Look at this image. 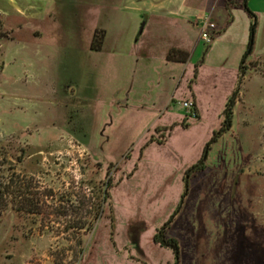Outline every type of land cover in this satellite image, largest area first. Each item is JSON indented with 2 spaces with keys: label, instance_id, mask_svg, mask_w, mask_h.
I'll return each mask as SVG.
<instances>
[{
  "label": "rangeland",
  "instance_id": "rangeland-1",
  "mask_svg": "<svg viewBox=\"0 0 264 264\" xmlns=\"http://www.w3.org/2000/svg\"><path fill=\"white\" fill-rule=\"evenodd\" d=\"M127 1L0 0V153L25 186L0 264H264V14L231 0L208 44L159 19L135 43ZM168 222L177 257L153 241Z\"/></svg>",
  "mask_w": 264,
  "mask_h": 264
},
{
  "label": "crops",
  "instance_id": "crops-1",
  "mask_svg": "<svg viewBox=\"0 0 264 264\" xmlns=\"http://www.w3.org/2000/svg\"><path fill=\"white\" fill-rule=\"evenodd\" d=\"M127 2L134 6L130 11L143 20L135 43L143 36L152 21L158 19L164 23L163 26L178 28V32L184 31L181 30L184 26L199 28L205 16L214 23L215 32L222 28L228 29L231 25L225 18L229 13L226 0H135V4L134 0ZM247 4L254 13L264 14V0H248ZM196 105L198 108L197 99Z\"/></svg>",
  "mask_w": 264,
  "mask_h": 264
},
{
  "label": "trees",
  "instance_id": "trees-1",
  "mask_svg": "<svg viewBox=\"0 0 264 264\" xmlns=\"http://www.w3.org/2000/svg\"><path fill=\"white\" fill-rule=\"evenodd\" d=\"M247 2H248V0L243 1L244 10L246 11V13L248 15H250L253 18L254 14L249 10V8L247 6ZM231 4L232 3L230 2V0H226V6L227 7H229ZM253 31H254V29L251 28V32H250L251 41L249 43L248 54H249L251 47H252ZM97 33H98V31L95 32V35H94V42L95 43H93V48H96L95 47L96 44L99 45L98 40H100V38H101L100 36H97L98 35ZM187 58H188L187 53L182 52V51L181 52L173 51V53L169 54V56L167 57V61L184 62L185 63L187 61ZM236 95H237V92H235L228 99V101L224 107V110L222 112L223 122L221 124V127L219 128V130L217 132L214 133L213 138L206 145L200 161L195 166H193L189 170V172L190 171L197 172V171H201L204 169L205 161L207 159L211 145L218 139V137H220L223 133L229 131V129L231 128L232 118H233V108L235 105ZM193 109L195 110V106ZM194 115L197 118L195 113H194ZM157 143L162 144V141H157ZM12 170H13V166L11 165V162L5 158L4 153H0V213H2L3 211H5L8 208L11 201H13V198L19 199L21 197V195L24 194V191H25V186H22V185L18 184L17 182H14L12 177H10V173ZM112 187L113 186L110 182L106 183V185L104 187V191H103V202L106 201L107 199H109V197H110L109 191ZM185 190H187V180H185ZM35 200H37V199L34 198L31 201L27 200L26 203H24V200H23L22 202H20L19 210L23 209V208L24 209L27 208L28 209L27 211H29L30 213H35V211L37 210V205H38V202ZM100 211H101L100 206L95 208V211L92 215V219L90 220V223L88 224V230H91L95 221H97L99 219ZM168 224H169V222L157 231V233L154 235L153 241H154V243L159 244L163 247L170 248L173 251V253L175 254V256L177 257L178 256V243H177V241L175 239H169L168 240V239H165V237H164V228Z\"/></svg>",
  "mask_w": 264,
  "mask_h": 264
},
{
  "label": "built area",
  "instance_id": "built-area-1",
  "mask_svg": "<svg viewBox=\"0 0 264 264\" xmlns=\"http://www.w3.org/2000/svg\"><path fill=\"white\" fill-rule=\"evenodd\" d=\"M215 31V25L213 22H211L209 20L208 17H204L201 20L200 23V39L201 41H203L205 44H208L211 42V33H213ZM183 108H185L186 110H188L189 112H192L193 108H194V104L192 101H185L182 104ZM193 116H195L193 114Z\"/></svg>",
  "mask_w": 264,
  "mask_h": 264
}]
</instances>
